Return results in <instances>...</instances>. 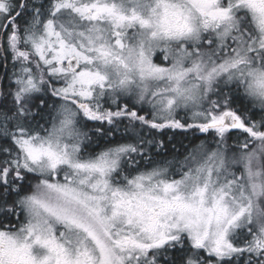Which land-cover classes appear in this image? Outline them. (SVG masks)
Instances as JSON below:
<instances>
[{"label":"snow or ice","instance_id":"6c2138e0","mask_svg":"<svg viewBox=\"0 0 264 264\" xmlns=\"http://www.w3.org/2000/svg\"><path fill=\"white\" fill-rule=\"evenodd\" d=\"M0 264H264V0H0Z\"/></svg>","mask_w":264,"mask_h":264}]
</instances>
